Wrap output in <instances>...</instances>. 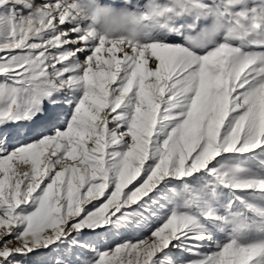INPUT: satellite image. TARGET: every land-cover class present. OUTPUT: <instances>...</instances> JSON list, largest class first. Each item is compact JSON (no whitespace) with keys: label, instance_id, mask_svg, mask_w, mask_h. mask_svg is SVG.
Wrapping results in <instances>:
<instances>
[{"label":"snow or ice","instance_id":"1","mask_svg":"<svg viewBox=\"0 0 264 264\" xmlns=\"http://www.w3.org/2000/svg\"><path fill=\"white\" fill-rule=\"evenodd\" d=\"M257 204L264 0H0V264H264Z\"/></svg>","mask_w":264,"mask_h":264},{"label":"rangeland","instance_id":"2","mask_svg":"<svg viewBox=\"0 0 264 264\" xmlns=\"http://www.w3.org/2000/svg\"><path fill=\"white\" fill-rule=\"evenodd\" d=\"M237 159H244V157H237ZM257 208H260V207H264V205H260V204H257V206H256ZM225 233H221V238H224L225 237Z\"/></svg>","mask_w":264,"mask_h":264}]
</instances>
